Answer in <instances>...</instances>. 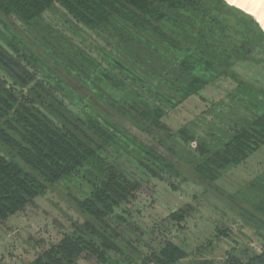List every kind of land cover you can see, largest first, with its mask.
<instances>
[{
    "label": "trees",
    "instance_id": "obj_1",
    "mask_svg": "<svg viewBox=\"0 0 264 264\" xmlns=\"http://www.w3.org/2000/svg\"><path fill=\"white\" fill-rule=\"evenodd\" d=\"M58 6L92 32L117 29L143 46L147 58L136 55L153 67L147 73L154 78L169 65V81L158 77L177 91L179 100L158 93L169 108L194 97L208 102L203 91L209 87L247 114L235 115L229 130L213 133L220 146L187 126L175 130L162 100L152 103L156 89L122 61L109 60L118 75L107 69L97 73L79 62V57L86 60L80 49L54 44L37 31V23ZM241 19L243 31L236 33ZM13 21L32 30L33 45L17 37ZM231 32L244 39L233 44ZM1 37H7L8 48L0 43V225L125 143L146 175L169 183L174 192L196 186L264 238V197L231 193L221 185L230 169L264 148V61L246 62L252 77L235 69L254 50L264 55V30L254 16L226 0H0ZM160 62L167 66L161 69ZM39 71L46 76L39 79ZM67 101L80 105L83 115ZM146 190L145 181L113 160L101 184L84 199L72 197L83 223L75 222L73 232L28 264H78L82 258L108 264L111 254L129 255L127 264H184L190 254L174 242L144 256L120 235L130 214L126 207ZM186 214L179 209L170 218L181 222ZM228 264H264V247L247 261Z\"/></svg>",
    "mask_w": 264,
    "mask_h": 264
},
{
    "label": "rangeland",
    "instance_id": "obj_2",
    "mask_svg": "<svg viewBox=\"0 0 264 264\" xmlns=\"http://www.w3.org/2000/svg\"><path fill=\"white\" fill-rule=\"evenodd\" d=\"M242 19L238 20L236 33L243 31ZM235 23V18L231 19V24L235 25ZM12 28L17 33V37L27 45L34 44V34L31 29H26L17 21H13ZM36 28L54 44L62 45L63 41L70 47L80 49L86 60L79 57V62L89 63L92 68L89 66L87 69L97 73L107 69L118 75L110 66L109 60L122 61L148 85L156 89V92L150 95L153 97L152 103L158 106L162 100L161 106L168 109L171 119L168 124L175 130L180 126H187L196 135L220 146L214 141L213 133L229 130L234 117L247 114L242 106L209 87L203 91L208 97V102L204 103L194 97L183 101L176 108H169L164 97L179 100L177 91L164 85L158 77L169 81L165 73L172 74L171 67L160 62L161 69L167 66L166 72L158 74L157 78L151 76L147 71L153 70V67L149 64L145 67L142 57L136 55V52H140L145 58L147 54L142 50L145 48L138 43L130 42V39L126 35L124 37V34L117 29L92 32L76 23L59 6L52 12H47L37 23ZM175 30L184 34L181 29ZM6 35L9 36L8 33ZM228 35L233 44L244 39L234 32ZM0 43L8 48L7 37H1ZM244 60H246L244 66H236L235 69L244 77H252L253 71L246 62L260 64L264 61V55L254 50ZM38 74L39 79L46 76L42 71ZM0 75L4 77L1 71ZM71 81L80 87L75 80L71 79ZM131 87L135 90L142 89L132 84ZM158 93L165 96H160ZM211 101L215 104L211 105ZM67 103L72 110L83 115L80 105L71 101ZM134 133L144 138L143 134L137 131ZM128 146L125 143L119 144V150L116 151L120 152L112 149L110 158L104 154L97 156L79 172L48 191L46 196L36 200L34 205L1 224L0 264H28L63 240L65 234L73 232L75 222L83 223V219L76 212L72 197L84 199L98 184H101L109 174L112 161L115 159L147 184V190L140 191L136 201L126 207L130 214L126 216L125 226L120 231V235L128 238L144 256L160 249L168 242L182 246L190 254L184 264H228L234 259L247 261L262 253L264 238L255 228L245 225L239 218L234 220L231 212L228 213L223 206L215 202V199L201 195L200 190L194 185L183 186L180 191L174 192L169 183L152 179L138 168L135 160L132 159L135 155L128 154L132 149ZM263 183L264 148L243 166L230 169L221 185L231 193L245 190L243 193L248 196L261 198L264 197ZM252 184H256L255 188ZM179 209L187 210L185 220L173 221L170 215ZM110 258L108 264H127L130 256L111 254ZM78 264L94 263L82 258Z\"/></svg>",
    "mask_w": 264,
    "mask_h": 264
},
{
    "label": "bare ground",
    "instance_id": "obj_3",
    "mask_svg": "<svg viewBox=\"0 0 264 264\" xmlns=\"http://www.w3.org/2000/svg\"><path fill=\"white\" fill-rule=\"evenodd\" d=\"M256 18L264 30V0H226Z\"/></svg>",
    "mask_w": 264,
    "mask_h": 264
},
{
    "label": "water",
    "instance_id": "obj_4",
    "mask_svg": "<svg viewBox=\"0 0 264 264\" xmlns=\"http://www.w3.org/2000/svg\"><path fill=\"white\" fill-rule=\"evenodd\" d=\"M258 22V21H257ZM261 26V25H260Z\"/></svg>",
    "mask_w": 264,
    "mask_h": 264
}]
</instances>
